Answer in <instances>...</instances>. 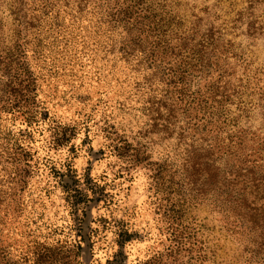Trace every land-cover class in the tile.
Segmentation results:
<instances>
[{
	"label": "trees",
	"instance_id": "trees-1",
	"mask_svg": "<svg viewBox=\"0 0 264 264\" xmlns=\"http://www.w3.org/2000/svg\"><path fill=\"white\" fill-rule=\"evenodd\" d=\"M7 4L12 23L7 26L0 19V264L75 263L71 249L44 240L57 231L52 219H40L35 203L27 209L19 198L32 159L28 134L39 118L47 119L45 93L42 99L40 93L59 74L74 77L85 61L91 62L98 80L105 62H120L122 69L112 65L108 74L123 75V85L132 82L140 92L154 94L144 104L158 117L164 111L163 127L176 132L181 163L173 164L175 172L187 174L190 192L197 186L206 192L214 179L219 208L245 223V237L252 235L250 241L256 243L249 259L241 262L235 255V264H258L255 259L264 251V137L252 129L256 77L244 53L232 52L212 23L202 28L171 7L167 11L171 5L166 1ZM236 66L243 69L238 75ZM40 228L46 233L38 234ZM172 236L176 243L168 254L175 261L181 243ZM83 243L87 246L88 240ZM195 245L186 250L198 258H188L187 264H229L212 243L211 256H200Z\"/></svg>",
	"mask_w": 264,
	"mask_h": 264
},
{
	"label": "rangeland",
	"instance_id": "rangeland-1",
	"mask_svg": "<svg viewBox=\"0 0 264 264\" xmlns=\"http://www.w3.org/2000/svg\"><path fill=\"white\" fill-rule=\"evenodd\" d=\"M159 1L202 28L212 23L232 52L244 53L256 77L252 129L264 137V0ZM9 15L7 0H0V19L7 26ZM112 65L122 69L120 62H105L98 80L85 61L74 77L59 74L40 93L47 119L39 118L28 134L32 159L19 199L27 209L35 203L39 218L57 226L44 240L71 249L74 264H187L198 258L186 250L195 243L200 256L212 255V243L229 264H235V255L241 262L249 259L256 243L252 235L245 237L248 227L219 208L212 177L206 192L198 186L187 191V174L173 167L181 163V149L176 132L163 127L166 113L158 117L144 104L153 93L140 92L132 82L123 85L125 76L116 72L108 74ZM242 70L236 66L235 75ZM171 233L181 243L175 261L168 254L176 243ZM253 240L260 239L253 234ZM261 252L258 264H264Z\"/></svg>",
	"mask_w": 264,
	"mask_h": 264
}]
</instances>
